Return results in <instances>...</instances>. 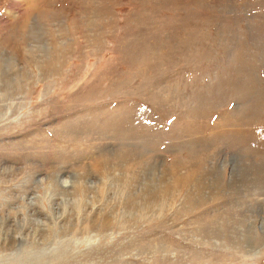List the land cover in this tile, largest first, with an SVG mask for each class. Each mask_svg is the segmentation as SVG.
Here are the masks:
<instances>
[{
	"label": "rangeland",
	"instance_id": "1",
	"mask_svg": "<svg viewBox=\"0 0 264 264\" xmlns=\"http://www.w3.org/2000/svg\"><path fill=\"white\" fill-rule=\"evenodd\" d=\"M0 264H264V0H0Z\"/></svg>",
	"mask_w": 264,
	"mask_h": 264
},
{
	"label": "bare ground",
	"instance_id": "2",
	"mask_svg": "<svg viewBox=\"0 0 264 264\" xmlns=\"http://www.w3.org/2000/svg\"><path fill=\"white\" fill-rule=\"evenodd\" d=\"M2 67L1 68H5L6 70H9V66H5V65H1ZM4 73V72H3Z\"/></svg>",
	"mask_w": 264,
	"mask_h": 264
}]
</instances>
